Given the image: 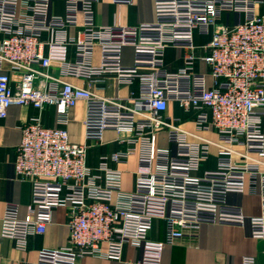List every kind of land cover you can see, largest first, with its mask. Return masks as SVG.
<instances>
[{
    "label": "built area",
    "instance_id": "1",
    "mask_svg": "<svg viewBox=\"0 0 264 264\" xmlns=\"http://www.w3.org/2000/svg\"><path fill=\"white\" fill-rule=\"evenodd\" d=\"M52 1L0 0V117L12 105H54L58 111V125L34 118L21 126L15 170L32 183V201L25 218L17 203L6 204L2 235L25 249L31 235L46 232L58 208H68L69 214L67 243L44 248L36 262L24 264H76L85 256L121 260L125 244L142 246L149 240L153 198L164 202L162 244L205 222L249 225L251 235L263 239L264 15L256 8L264 0H153L152 22L108 27L95 24L98 0H66L64 15L51 13ZM223 12L241 13L244 19L230 26L219 21ZM80 13L84 19L77 35H66L69 26L79 24ZM43 31L57 34L52 45H77V60L61 63L58 74L50 71ZM196 31L212 35L201 46L203 55L194 53ZM97 45L100 61L94 64ZM127 45L133 48L131 65L123 60ZM171 45L191 49L176 72L164 62ZM196 58L209 65L210 82L206 73L195 71ZM14 70L22 73L15 85ZM107 73L120 83L137 82L138 94L126 99L102 94L96 83ZM70 76L86 79L88 86L71 82ZM79 101L86 103L81 143L71 140L66 127ZM172 101L197 111L193 129L168 112ZM107 130L118 133L124 148L102 156L92 168L86 163L88 146L102 143ZM162 132L165 146L159 143ZM136 149L135 187L126 191L123 172L109 162H126ZM214 152L217 167L195 175ZM248 186L260 195L259 215L228 203L231 192L243 194ZM242 264H257L256 257L244 256Z\"/></svg>",
    "mask_w": 264,
    "mask_h": 264
},
{
    "label": "crops",
    "instance_id": "2",
    "mask_svg": "<svg viewBox=\"0 0 264 264\" xmlns=\"http://www.w3.org/2000/svg\"><path fill=\"white\" fill-rule=\"evenodd\" d=\"M256 11L264 15V1L257 5ZM51 13L64 15L66 13V0H53ZM155 17L153 0H132L131 3H116L114 0H98L94 4V21L97 26H134L141 23L152 22ZM84 15L79 14V24L69 26L66 35L74 37L83 23ZM244 19V14L237 12H223L219 21L234 26ZM211 34L195 32L194 49L196 55L206 52L201 49L211 40ZM4 34L0 33V39ZM57 37L56 33L43 31L41 39L44 41V51L51 57L52 73H59V66L65 61H76L78 48L75 43L52 45ZM191 49L182 46H168L165 50L164 62L169 72H176L184 66L185 55ZM92 59L94 64L100 61V47L94 48ZM124 63H133V48L127 45L124 49ZM5 69H9L5 64ZM195 71L204 72L211 81L210 67L199 58L195 59ZM12 84L15 85L22 77L20 71H12ZM71 82L88 86L86 79L70 76ZM103 81L96 83L99 91L108 97L126 99L138 94L137 82L120 83L114 74L107 73ZM168 112L179 119L181 125L188 129L194 128V119L197 111L186 109L179 101H172ZM86 114L85 101H79L70 111L69 129L73 142L85 141L84 119ZM39 118L46 126L58 125V111L56 106H46L39 109L33 105H12L6 117H0V264H24L37 261L39 252L44 248H57L65 245L69 236L67 222L69 219L68 208L60 207L54 213L53 222L47 227L45 233H35L28 238L25 249L18 247L16 240L2 235V217L7 203H17L20 207V217L25 218L32 201V183L27 179H21L15 170L16 149L21 140V126ZM206 134V133H205ZM208 134V133H207ZM118 133L113 130L105 132L104 140L99 144H90L87 149L86 163L92 168L99 166L101 157L110 155L124 148L118 141ZM159 143L166 145L165 133L159 134ZM138 149L129 156L126 162L110 161L113 168H119L123 172V188L132 191L135 187V179L138 168ZM218 157L212 153L203 161L195 175H202L207 169L217 167ZM228 203L240 206L247 215H259L261 213V198L258 192L250 186L241 193L231 192L228 195ZM164 209V202L160 198H153L149 203V212L154 216L153 226L149 234V240L142 246L125 244L122 259L85 256L79 257L76 264H126L125 261H144L155 264H242L244 256L256 257L257 264H264V238H254L251 235L249 225L238 226L232 224H219L205 222L195 231H188L182 238L174 243H164L166 238V222L160 217ZM162 241L163 244L161 243ZM106 245L103 244V247Z\"/></svg>",
    "mask_w": 264,
    "mask_h": 264
}]
</instances>
